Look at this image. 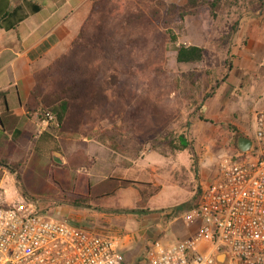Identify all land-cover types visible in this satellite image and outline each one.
<instances>
[{
  "label": "rangeland",
  "instance_id": "rangeland-1",
  "mask_svg": "<svg viewBox=\"0 0 264 264\" xmlns=\"http://www.w3.org/2000/svg\"><path fill=\"white\" fill-rule=\"evenodd\" d=\"M96 3L91 33H83L74 51L80 67L90 69L91 82L82 86L85 76L74 70L72 75L79 90H87L86 104L93 94L103 93L104 99L83 118L73 117V123L79 121L73 128L80 138L91 139L99 149H91V155L103 156L105 163L91 172L83 145L71 143L66 145L71 162L62 166L55 160L63 161L62 149L60 154L33 150L39 135L26 130L11 132L18 120L4 117L7 134H0V161L6 167H18L11 177L13 171L0 167V174H7L0 175V205L32 199L56 218L86 229L111 230L124 237L126 264H140L154 241L174 242L188 234L183 220L187 211L176 212L175 208L188 201L194 205L199 191L212 182L221 165L238 154L236 134L253 136V117L264 111V87L255 85L248 71L241 70L245 64H254L256 56L249 50L247 36L236 37L247 20L263 12L251 15L238 0L217 19L187 16L182 28L173 25L177 45L202 47L204 57L200 63L178 64L162 27L150 18H135L149 11L141 2ZM240 14L236 36L221 44L220 37ZM128 20L133 24L127 25ZM229 47L236 68L233 74L225 64ZM59 57L40 71L49 77L46 90L70 77L51 70ZM71 108L76 114L83 104ZM178 133L193 142L194 161L188 150L171 153L167 141ZM5 136H12V142L4 148ZM61 192L88 196L96 208L60 205Z\"/></svg>",
  "mask_w": 264,
  "mask_h": 264
},
{
  "label": "built area",
  "instance_id": "built-area-1",
  "mask_svg": "<svg viewBox=\"0 0 264 264\" xmlns=\"http://www.w3.org/2000/svg\"><path fill=\"white\" fill-rule=\"evenodd\" d=\"M252 129L253 150L223 163L185 213L188 234L154 241L140 264H264V111ZM123 239L49 215L36 200L0 205V264H126Z\"/></svg>",
  "mask_w": 264,
  "mask_h": 264
},
{
  "label": "trees",
  "instance_id": "trees-1",
  "mask_svg": "<svg viewBox=\"0 0 264 264\" xmlns=\"http://www.w3.org/2000/svg\"><path fill=\"white\" fill-rule=\"evenodd\" d=\"M99 0H92V8L88 19L83 24L80 32L77 34L75 39L72 41L68 50L62 54L52 65L53 73L63 74L68 78L66 83L62 82L56 88L51 90H46L45 80L47 75L42 74L37 77L36 84L30 93V111L35 113L40 120H45L48 116H51L52 119L48 121L47 129L39 134L37 142L33 143V150L44 152L46 154L51 153H61L60 145L57 137L65 139H77L80 138L79 135H76V131L73 127H77V123H73V117L80 119L83 118L85 113L91 112L97 109L102 100L104 99L103 93L93 94L89 103L86 104L85 93L87 90H79V84L75 82V78L72 75V72H77L78 76H85L82 86L88 87L86 84L91 82V76L87 75L90 69L80 67L77 61L74 58V51L77 50L78 41L83 37V33H91V23L94 19L96 13L95 6ZM141 2L144 7L149 10L148 12L142 14L135 18L144 19L150 18L159 24L164 30L165 41L173 46L174 59L178 64H195L200 63L204 57V49L195 45H177L178 35L174 32V24L183 26L184 20L187 16H197L198 18L208 17L211 19H217L222 10L229 6L235 5L238 3V0H176L166 1V0H137ZM245 4V8L254 15L255 12L264 13V0H241ZM252 7V8H249ZM150 8V9H149ZM40 10L38 4L31 1L23 0L20 5L15 6L11 10L6 11L0 17V29L9 30L14 28L19 22L27 17L28 14H34ZM242 18L241 14L237 20L232 24L229 31L220 37V43L224 44L227 40L234 38L239 30V21ZM137 19V20H139ZM127 25L133 24L132 20H128ZM93 46L91 45V48ZM231 48L227 50V60H226V70L230 72L232 70L231 62ZM63 61L67 62V65L62 63ZM93 64L91 63V68ZM71 74V75H70ZM49 78V77H48ZM102 99V100H101ZM75 103H82L83 109L79 113H74L72 110V105ZM86 106L87 107L86 109ZM202 104L197 106V109L200 110ZM94 117L91 115V119ZM187 129V128H186ZM234 131V130H233ZM65 133V134H63ZM6 137V136H5ZM240 137L239 134L235 135V139ZM83 138V137H81ZM179 143V144H178ZM193 142L189 141L184 133H178V135L172 136L168 141L167 145L170 148L171 153L181 152L188 150L192 160L194 161V152H193ZM3 162L0 161V166L3 165ZM15 167H6L10 171L15 172ZM133 182H128V186H131ZM62 201L60 205H68L77 209H95L90 206V198L88 196L79 195L76 193H66L61 192ZM94 198L91 197V202ZM188 202L181 204L175 208V211L185 209L186 211L193 208L194 205H189ZM189 205V206H188ZM134 209H124L123 212L134 213ZM175 214V213H174ZM147 249V248H146ZM146 253V251H145ZM142 256V260L145 256Z\"/></svg>",
  "mask_w": 264,
  "mask_h": 264
},
{
  "label": "crops",
  "instance_id": "crops-1",
  "mask_svg": "<svg viewBox=\"0 0 264 264\" xmlns=\"http://www.w3.org/2000/svg\"><path fill=\"white\" fill-rule=\"evenodd\" d=\"M22 1L0 0V17L6 11L20 5ZM26 1L38 4L40 10L34 14H28L12 29H0V134H7L5 117L8 121L16 118L18 120L14 122L11 132L26 130L33 132L37 137L47 129V125L29 110L30 93L36 84L37 77L40 76V71L45 69L51 60L61 56L72 39L80 32L90 15L92 0ZM166 1L175 2L176 0ZM70 33L73 34L70 35ZM244 36L248 37L249 50L256 57L254 64L249 66L245 64L246 68L241 70L248 71L250 80L255 85L264 87V13L250 18L241 26L236 38L239 40ZM234 70L236 68L231 70L232 74ZM262 92L264 93V88ZM57 139L63 150V155L61 154L63 161L59 159L57 161L62 166L71 162V157L66 150V145L71 143L83 145L87 154L85 162L90 166L91 172L101 162L105 163L103 156L91 155V149L99 150L91 144V139L84 137L77 139L57 137ZM10 141L12 142V136L3 139L4 148ZM99 146L102 151L107 152L103 145ZM108 163L110 169L111 164ZM13 173L15 172H11L9 176L11 177ZM0 175L6 177L7 174L3 172ZM90 206L96 208L91 204ZM67 212L70 211L67 210Z\"/></svg>",
  "mask_w": 264,
  "mask_h": 264
},
{
  "label": "water",
  "instance_id": "water-1",
  "mask_svg": "<svg viewBox=\"0 0 264 264\" xmlns=\"http://www.w3.org/2000/svg\"><path fill=\"white\" fill-rule=\"evenodd\" d=\"M254 143L251 138L248 137H239L237 139V149L242 153H249L253 150ZM57 161V158H55Z\"/></svg>",
  "mask_w": 264,
  "mask_h": 264
}]
</instances>
